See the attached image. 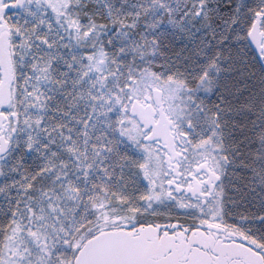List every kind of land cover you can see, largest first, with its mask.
I'll list each match as a JSON object with an SVG mask.
<instances>
[{
  "label": "snow or ice",
  "instance_id": "snow-or-ice-1",
  "mask_svg": "<svg viewBox=\"0 0 264 264\" xmlns=\"http://www.w3.org/2000/svg\"><path fill=\"white\" fill-rule=\"evenodd\" d=\"M0 264H264V0H0Z\"/></svg>",
  "mask_w": 264,
  "mask_h": 264
}]
</instances>
